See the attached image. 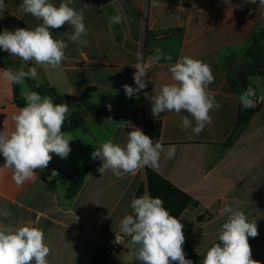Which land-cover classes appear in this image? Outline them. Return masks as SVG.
I'll return each mask as SVG.
<instances>
[{
    "label": "crops",
    "instance_id": "crops-1",
    "mask_svg": "<svg viewBox=\"0 0 264 264\" xmlns=\"http://www.w3.org/2000/svg\"><path fill=\"white\" fill-rule=\"evenodd\" d=\"M4 2L7 10L0 19L4 29L13 31L23 24L33 30L42 23L22 11V0ZM50 2L58 6L61 0ZM230 2L240 7H229L223 0H73V7L84 10L88 46L67 41L63 33H71L72 28L65 25L50 29L55 38L68 43L60 67L26 62L37 69L36 84L47 83L69 97L65 122L72 126V117L83 120L82 125L66 131L73 139L68 157L61 159L53 153L47 169L36 170L35 177L23 185L17 186L12 170L0 165V222L41 229L51 250L49 264H90L99 248L107 252L106 242L121 235L119 223L125 215L133 214L131 201L146 184L147 167L118 179L110 170L99 173L101 163L88 173L74 197L67 196V188L71 176L92 160L91 153L102 142L111 139L124 145L131 126L144 132L146 121L162 123L159 141L165 149L176 146L174 158L162 153L160 166L153 170L197 201L179 219L184 236L198 254H205L219 241L227 219V214L219 212L226 204L242 210L249 221L256 220L258 230L264 226V67L248 79L245 90L235 91L231 86L233 63L251 47L252 36L264 32V7L258 6L259 0L255 4ZM84 4L89 6L84 8ZM116 14L125 19L110 27L108 19ZM155 47L172 60L149 64L146 79L151 78L152 83L141 90L138 99L128 98L122 85L136 87V69L131 66L137 52L147 62ZM184 56L211 66L215 80L208 87L221 105L210 112L212 122L199 135L183 129L181 120L187 113H162L156 120L151 115V102L143 95L145 91L155 95L161 85L172 83L169 67ZM249 87L256 91L251 109L257 111L235 141L226 146L243 108L239 97ZM87 88L92 89L90 106L105 114L90 113L79 105L82 101L71 99L83 97ZM13 90L14 84L0 78V130L6 132L14 129L11 116L19 109ZM53 169L59 175L49 180ZM5 211L11 215L5 217ZM123 238L107 264L140 263L132 255L135 246L130 238Z\"/></svg>",
    "mask_w": 264,
    "mask_h": 264
},
{
    "label": "clouds",
    "instance_id": "clouds-1",
    "mask_svg": "<svg viewBox=\"0 0 264 264\" xmlns=\"http://www.w3.org/2000/svg\"><path fill=\"white\" fill-rule=\"evenodd\" d=\"M223 2L229 7H240L231 5L230 0ZM245 2L255 4L257 0ZM72 5L73 0H61L58 6L50 0H22V11L42 23L33 30L4 29L0 32V50L25 62L34 61L41 66L60 67L66 59L68 43L64 38H55L50 29L68 25L72 31H65L63 37L78 47L88 46L84 10H78ZM88 6L84 4V8ZM258 6L264 7V0H259ZM193 7L196 5L193 4ZM6 10L7 4L0 0V19ZM124 19L122 14L112 15L108 24L110 27L118 25ZM161 60L171 61L172 57L164 55L159 47L154 48L147 62L143 54L137 52L136 63L131 66L136 69L133 74L136 87L122 85L128 98H139L141 90L152 83L151 78L146 79L148 65ZM169 72L172 83L161 85L155 95L143 92L144 97L151 102V115L157 120L162 113H187L182 116L183 129H191L195 135H199L212 122L210 112L221 107L215 100L214 92L208 87L215 80L211 66L184 56L169 67ZM37 75L36 67L25 70L23 65L19 69L0 70V78L15 85H24L26 79H34ZM20 94L26 104L11 116L14 129L11 132L0 130V154L5 161L2 167L12 170V180L17 186L32 180L36 170L47 169L53 153L66 159L71 152L69 142L73 140L68 132L62 130L69 112L67 103H54L50 96H41L36 91L22 89ZM256 95L252 87L243 92L239 97L242 107H254ZM108 108L110 110L111 106L108 105ZM131 127L126 144L114 143L109 139L91 153L93 160L99 158L102 161L97 169L99 173L110 170L119 179L145 167L158 168L162 153L169 159L174 158L175 145L165 149L159 140L154 142L141 129ZM58 175V171L53 169L49 180ZM130 207L133 214L121 219V235L116 234L115 243L121 244L123 237L130 238L131 244L135 246L132 255L140 264H193L191 259L185 258L184 225L164 207L161 198L145 192L139 198H133ZM219 214H227L218 237L222 243L213 244L206 251L201 264H260V261L252 259L248 239L259 235L257 221H249L242 210H234L227 204L220 209ZM3 215L8 217L11 212L5 211ZM50 251L41 229L27 225L14 227L0 222V264H49L47 257Z\"/></svg>",
    "mask_w": 264,
    "mask_h": 264
},
{
    "label": "trees",
    "instance_id": "trees-1",
    "mask_svg": "<svg viewBox=\"0 0 264 264\" xmlns=\"http://www.w3.org/2000/svg\"><path fill=\"white\" fill-rule=\"evenodd\" d=\"M20 28H27L21 24ZM4 28L0 23V32H2ZM251 47L255 50L258 57L260 58L263 67H264V32L259 34H254L252 36V40L250 42ZM0 65L4 69H19L21 65L24 66L25 70H27L30 65L26 62L14 61L10 55L0 50ZM25 82L31 84L33 86V91H36L41 94V96L48 95L53 98L55 103H66L69 99L68 96L60 95L56 89L51 87L49 84H41L37 85L33 79H26ZM248 80H245L243 83L236 81L233 77L231 79V86L235 91L245 90L247 87ZM14 98L18 107H23L26 104V101L21 96V91L19 85L14 84ZM91 88H87L86 91H83V97L85 100L91 97ZM87 111L93 114H103L104 112L99 109H95L91 106H87ZM257 109H245L242 108L238 114V119L236 120V127L234 132L232 133L229 140L226 142V146H230L235 139L239 136L240 131L249 123L252 116L256 113ZM71 120L74 122V125L69 126L67 122L64 123L63 131H68L74 126H80L83 123V120H78L77 117H72ZM162 130V123L156 121H146L144 123V133L153 139L160 140V134ZM102 161L97 158L96 160H91L86 165L78 168L75 173L71 176V185L67 188V196L74 197L82 187L85 178L88 173L95 167L99 166ZM50 187L55 186L54 183L48 182ZM145 192L149 193L152 197H159L164 201V207L170 211V213L176 218H180L182 213L190 206H196L198 203L195 201L190 195L186 192L175 186L168 179L164 178L160 174H158L152 168H146V184L142 185L136 193L135 198H139ZM249 243L253 242L254 238L249 237ZM217 243H222L218 241ZM184 252L186 254V259H191L193 264H201L204 255L206 254H198L195 249L192 248L191 244L185 237V243L183 245ZM111 256L105 251L104 248H99L95 253L90 262V264H107L110 260ZM176 264V262H173Z\"/></svg>",
    "mask_w": 264,
    "mask_h": 264
},
{
    "label": "water",
    "instance_id": "water-1",
    "mask_svg": "<svg viewBox=\"0 0 264 264\" xmlns=\"http://www.w3.org/2000/svg\"><path fill=\"white\" fill-rule=\"evenodd\" d=\"M263 68V64L258 57L255 50L250 47L248 48L243 57L240 60H237L232 65V73L236 81L243 83L245 80H248L250 77L259 73ZM73 101H83L84 97L82 96H72Z\"/></svg>",
    "mask_w": 264,
    "mask_h": 264
},
{
    "label": "rangeland",
    "instance_id": "rangeland-1",
    "mask_svg": "<svg viewBox=\"0 0 264 264\" xmlns=\"http://www.w3.org/2000/svg\"><path fill=\"white\" fill-rule=\"evenodd\" d=\"M37 85L39 86L41 85V83ZM19 87H20V91L22 89L32 91L33 89V86L27 82H25L24 85H19ZM91 100H92L91 98H88L87 100L84 99V101H82L83 103L79 102V105L84 106L87 109V106H90L93 104V101ZM107 109L109 110L108 106H107ZM102 111L104 112L103 114H105V111L104 110ZM258 232H259V235L256 238H254L253 242H251L252 245L250 244V246H252L251 247L252 259L260 261V264H264V226L261 227V229H259Z\"/></svg>",
    "mask_w": 264,
    "mask_h": 264
},
{
    "label": "built area",
    "instance_id": "built-area-1",
    "mask_svg": "<svg viewBox=\"0 0 264 264\" xmlns=\"http://www.w3.org/2000/svg\"><path fill=\"white\" fill-rule=\"evenodd\" d=\"M261 100H259L260 102ZM4 158L2 156V154H0V165L3 166L4 164ZM116 237V236H115ZM115 237L109 239L107 242H106V245H104L106 247V250H107V253L109 255H114L120 248V246H122L123 244V240L124 238H122L121 240V244H117L115 243ZM140 264V263H139Z\"/></svg>",
    "mask_w": 264,
    "mask_h": 264
}]
</instances>
